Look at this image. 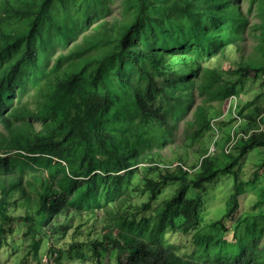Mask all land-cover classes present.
I'll list each match as a JSON object with an SVG mask.
<instances>
[{
	"label": "trees",
	"instance_id": "1",
	"mask_svg": "<svg viewBox=\"0 0 264 264\" xmlns=\"http://www.w3.org/2000/svg\"><path fill=\"white\" fill-rule=\"evenodd\" d=\"M114 4L0 0V246H15L19 231L32 250L39 240L63 236L74 213L108 211L114 224L137 234L117 231L95 241V264H104L111 245L114 264H264L258 240L249 244L256 252L245 246L233 262L182 251L155 233L197 229L201 199L190 189L221 172L234 175L227 214L238 208L234 166L251 149L264 150V107L238 112L245 136L234 154L221 155L230 161L191 143L215 119L199 123L200 108L211 111L237 96L245 73L262 72L264 81V0ZM230 50L238 56L235 69L206 64ZM190 148L198 155L192 166L183 159ZM143 164L157 177L144 176L140 189L132 179ZM167 184L176 187L158 204ZM137 193L148 194L141 205L130 202ZM11 194L36 209L17 210ZM248 235L261 236L252 229Z\"/></svg>",
	"mask_w": 264,
	"mask_h": 264
},
{
	"label": "rangeland",
	"instance_id": "2",
	"mask_svg": "<svg viewBox=\"0 0 264 264\" xmlns=\"http://www.w3.org/2000/svg\"><path fill=\"white\" fill-rule=\"evenodd\" d=\"M119 1L115 0L113 6L115 10H119L121 7ZM252 13L256 15L255 12ZM251 41L254 42L252 39ZM250 49L252 50V46ZM252 53L255 54V51ZM237 58L235 51L230 50L224 57L213 58L206 64L212 69L226 72L235 69ZM261 73L254 74L251 72L241 76L242 81L236 85L237 100L231 98L224 103L215 102L213 103L214 109L211 111L199 109L197 115L199 123L213 117L215 119L210 128L204 129L199 138L192 141L191 144L194 149L207 147L212 156H219L223 161L225 159L231 160L229 157L224 159V156L221 155L230 151L231 154H234L237 148L233 149V147L244 136L243 134L239 135L240 127L239 130L232 132L240 121L237 119L239 117L238 112L244 115L250 113L255 105L264 107V81ZM237 78L239 76L233 77V79ZM262 93L263 96L261 97ZM234 112L236 118L232 115ZM261 123L264 129V116ZM242 124H245V121L242 120L240 126ZM227 145L233 146L230 151L226 150ZM177 152L178 154L183 153L180 150ZM169 157L171 158V154ZM183 159L188 166H192L197 163L198 155L190 148L187 156ZM142 166L132 179L133 185L140 189H143L145 185L144 176L157 177L155 172H145V169L151 166L150 164H143ZM234 169L240 171L239 188L241 191L238 196V208L232 214L228 215L227 212L230 209L228 201L235 192L234 175L233 173L221 172L214 180L206 183L203 188L190 189V197L199 195L201 199L202 220L197 229L187 233L158 230H155V233L161 232L167 235V240L170 236L172 242L184 247L182 251L206 253L210 255L211 260H232L233 262L236 261V255L244 251L245 246L248 250L252 249L256 252V248L249 246V244L258 240L256 246L260 247V256H262L264 253V150L251 149L246 156L239 159ZM191 172L194 173V170ZM175 187L173 184L162 186L158 204L167 198ZM10 197L16 199L17 210L20 208L36 209V206L17 200L19 196L15 194H11ZM147 199L148 194L137 193L130 202L134 205H141ZM107 212H101L97 217L79 216V214L74 213L66 222L68 224L66 226L67 232H63V236L57 239L39 240L32 250H29V245L21 239V233L19 231L14 232L16 245L0 246V264H95L93 256V243L95 241L103 240V237L108 236V233L115 237L117 231L128 236L137 234L135 231L114 224V218H110ZM96 218H98L97 221H95ZM251 229L261 236L256 239L255 236L248 235ZM153 231L151 230V232ZM49 242V246L54 250L52 252L47 249ZM64 246L65 252L60 253V249H63ZM75 250L79 252L73 255ZM111 252L113 258L109 256ZM115 252L113 245H111L109 255L104 257L103 263L114 264ZM23 258L24 260L20 262Z\"/></svg>",
	"mask_w": 264,
	"mask_h": 264
},
{
	"label": "bare ground",
	"instance_id": "3",
	"mask_svg": "<svg viewBox=\"0 0 264 264\" xmlns=\"http://www.w3.org/2000/svg\"><path fill=\"white\" fill-rule=\"evenodd\" d=\"M237 119L240 120V121H239L238 124H236V126L234 127V129H233L232 132H234L235 130H237V129H238V126L240 127V124H241V121H242V120H241L239 117H238ZM244 136H245V135H244ZM232 147H233L232 145H227L226 150H227V151H230ZM234 148H235V147H233V149H234Z\"/></svg>",
	"mask_w": 264,
	"mask_h": 264
},
{
	"label": "clouds",
	"instance_id": "4",
	"mask_svg": "<svg viewBox=\"0 0 264 264\" xmlns=\"http://www.w3.org/2000/svg\"><path fill=\"white\" fill-rule=\"evenodd\" d=\"M233 97H235L236 98V100L238 99L236 96H233ZM234 138V137H233Z\"/></svg>",
	"mask_w": 264,
	"mask_h": 264
},
{
	"label": "built area",
	"instance_id": "5",
	"mask_svg": "<svg viewBox=\"0 0 264 264\" xmlns=\"http://www.w3.org/2000/svg\"><path fill=\"white\" fill-rule=\"evenodd\" d=\"M233 98H235V97H233ZM236 99V98H235Z\"/></svg>",
	"mask_w": 264,
	"mask_h": 264
}]
</instances>
